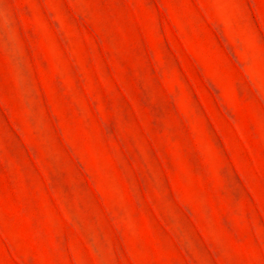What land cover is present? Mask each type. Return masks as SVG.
<instances>
[{
  "label": "rangeland",
  "instance_id": "374dc122",
  "mask_svg": "<svg viewBox=\"0 0 264 264\" xmlns=\"http://www.w3.org/2000/svg\"><path fill=\"white\" fill-rule=\"evenodd\" d=\"M0 264H264V0H0Z\"/></svg>",
  "mask_w": 264,
  "mask_h": 264
}]
</instances>
